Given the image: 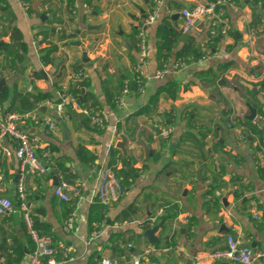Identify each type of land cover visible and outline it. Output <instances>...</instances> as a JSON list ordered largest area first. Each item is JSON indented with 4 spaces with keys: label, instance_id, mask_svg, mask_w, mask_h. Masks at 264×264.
<instances>
[{
    "label": "crops",
    "instance_id": "0c3cea01",
    "mask_svg": "<svg viewBox=\"0 0 264 264\" xmlns=\"http://www.w3.org/2000/svg\"><path fill=\"white\" fill-rule=\"evenodd\" d=\"M41 1V6L39 2L35 3L52 21V34L48 40L58 46L54 63L46 66L39 59L40 45L36 47L33 41L40 31L50 25L41 24L45 20L39 19L35 13L28 14L27 0H0L1 23L9 30L12 25L15 26L27 46L23 63L14 71L4 72V85L11 91H22L30 84L33 90L47 91L55 83L66 90L74 72L73 66L80 63L89 78V91L100 103V111L108 116L104 130H95L89 123L79 120L67 119L62 123L54 103L48 102L40 105L46 107L45 112H32V116L23 123L30 138L35 139V152L43 150L42 156L38 157L40 162L50 157L46 150L48 145H55L61 155L70 159L66 166L72 168L71 173L77 174L73 183L80 182L84 186L80 199L71 197L69 201H63L54 193L52 178L54 174L59 181L61 175L50 169L47 174H38L25 168L26 190L30 195L27 206L37 228L42 234L46 233L43 229L48 230L47 234L51 233L57 249L61 246L69 249L67 259L56 253L57 264H98L101 259L131 264L132 255L155 245L161 252L144 257L143 264H231L207 258L208 252L226 246L228 235H241L243 243L255 250L264 249V174L257 172L253 151L257 141L252 145L236 142L239 130L234 125L236 117L249 114V106L255 100L247 91L249 83L261 78L254 72H264V19L251 35V1L242 4L229 1L221 24H213L219 31L214 30L211 35L220 33V36L206 59L191 61L177 73L168 72L161 78L155 77L161 64L156 56V28L163 25L178 32V42L163 64L171 70L175 50L181 49L188 41L198 44L208 42V23L204 21L198 22L188 32L185 42L180 40L184 32L180 11L203 4L202 1L163 0L154 23L146 29L145 19L154 8V0H73L71 4H68L69 0ZM134 4L146 13L145 19L135 20L141 13ZM176 13L180 16L173 19L171 16ZM4 18L8 20L7 25L3 22ZM88 25L97 28L88 29ZM134 26L138 28L135 30ZM223 26L225 35L221 34ZM77 30L80 32L77 33ZM140 33L146 39L144 54L140 53L137 44ZM62 34L67 38L61 40ZM3 41L7 43L8 37ZM72 41H80L81 44L71 45ZM92 41H95L94 46L86 50ZM226 45L233 46L231 54L224 50ZM85 50L89 61L77 62ZM228 58L233 59L236 65L224 74L223 84L216 89L211 91L208 87L193 84L187 90H180L175 100L161 96L153 111L147 115L135 114L165 79L174 78L185 83L192 78L195 70ZM136 70L145 80L142 94L135 92L133 86ZM35 73L38 77L34 76ZM120 74L126 76L124 82H129L130 91L123 95L122 105L111 106L106 102L102 85L108 81L109 87L115 86ZM31 77H34L33 81ZM73 106L76 108V105ZM76 110L81 112L78 108ZM224 112L227 116L223 115ZM46 119L55 123L57 129L49 131ZM225 120H229L230 124H226ZM62 125L68 131L67 140H64ZM165 129L170 130L168 137L162 135ZM157 130L160 132L157 133ZM201 133L205 135L204 139ZM213 133H217V138L212 137ZM121 141L125 142L123 149L116 145ZM215 141L222 146L214 148ZM79 145L91 167H84L77 160ZM15 146L13 139L0 138V196L9 198L13 204L9 214L0 215V243L4 240L6 244V249L0 250V259L5 261L8 253L14 257L10 249L21 243L25 245V255L19 264H27L26 227L22 211L17 206L15 184L19 161L14 155ZM112 148L117 151V168L121 167L120 156L131 159L135 169L133 181L118 201L109 203L103 209L101 222L94 224L96 230L93 231H98V235L91 239L93 231H89L87 224L89 211L96 201L99 173L108 167ZM262 149L261 166L264 165V146ZM46 152L49 154L44 157ZM214 180L221 184L220 190L215 192L220 197L218 208L207 193ZM235 191L239 194L238 200L234 198ZM220 195L226 198L227 205H224ZM132 204L134 212L131 218L115 221L120 212ZM252 207L258 211V219L253 218ZM68 208L73 210V225L66 233L63 231V218ZM173 213L176 215L168 218L164 226H158L154 233L160 244H150L143 235L144 230L157 226L154 223L159 217ZM145 223L150 226L145 227ZM112 234L121 238L115 239ZM170 242L172 246H169ZM255 264H264V259Z\"/></svg>",
    "mask_w": 264,
    "mask_h": 264
},
{
    "label": "trees",
    "instance_id": "16d2710c",
    "mask_svg": "<svg viewBox=\"0 0 264 264\" xmlns=\"http://www.w3.org/2000/svg\"><path fill=\"white\" fill-rule=\"evenodd\" d=\"M203 4H207L208 2H215L216 0H200ZM233 1L236 4H242L245 3L248 0H228ZM262 0H252L250 5L251 9L253 10V19L249 24V28L251 31H253L255 28L258 27V25L261 23V21L264 19V15L261 12L260 7L258 6V3ZM41 6L42 1L41 0H27V7L26 11L28 14H34L37 15V17L40 19L41 15L47 16L45 11H40L39 7L37 6V3ZM73 0H69L68 4H71ZM89 2V1H88ZM178 7H182L183 5L176 4ZM220 8L216 11L218 12ZM3 22L8 24V20L6 18L3 19ZM48 23L50 26L48 28H45L44 30L40 31L37 35L41 36V39L39 41L40 48L38 50L39 52V59L42 65L46 66L48 64L54 63V54L56 53L58 46L56 43L50 42L48 40V36L52 34L50 31V28L52 26V21H49L47 18L43 23ZM216 32L219 31V28H215L214 25L211 23L208 25V29L206 31V34L208 35V42L203 44V46H200L198 43H195L194 41H188L186 42L181 49L175 50V58L174 62L176 60L184 61L185 64H189L191 61L198 62L203 57H205L207 50L210 51V54L215 48V44L218 41V36H220V33H216L215 35H211V31ZM136 33V32H135ZM8 37V42L5 43L3 41V38ZM222 36V35H221ZM178 32L171 31L164 27L163 25H160L156 28V56L157 59L160 61L159 70L163 68V64H165L168 60V57L170 56L174 44L178 42ZM67 37L62 34L60 35V39L64 40ZM0 41L4 42V46L0 48V78L4 77V72L7 70L14 71L16 70L20 64L23 63L25 56L27 54V46L23 42L22 34L21 32L15 27L11 26L10 30L5 27L4 24L0 21ZM211 42V43H210ZM137 44H138V37H137ZM224 50L231 54L233 51L232 45H226ZM174 64V63H173ZM236 65L235 61L233 59H226L220 62H217L213 64L212 66L206 67V68H200L193 72L192 78L182 83L174 78H167L164 80V82L159 86V88L150 96L148 102L138 109V111L135 113L136 115H147L149 112L153 111L155 108L158 100L161 96L165 97L166 99L175 100L178 97V94L180 90H187L190 88L193 84H199L202 87H208L212 90L216 89L218 85L223 84L224 81V74L234 68ZM73 74L82 71V64L78 63L73 66ZM263 71H255V76H261V78L256 82L249 83V87L247 89L248 93L255 98L254 102L252 103L251 107L255 110L256 114L259 115L261 113L262 105L264 104L263 98L264 96L261 95V92L264 91V72ZM36 77H38L37 73H35ZM126 80V76L123 74H120V78L118 83L115 86H108V81L103 82L102 88L104 91V94L106 96V102L114 106L115 101L114 97L118 93L119 90L123 87V82ZM90 83L89 78L85 77L82 80H73L71 78L70 83L66 90H63L61 87L57 86L55 83L52 86L51 90L47 91H40V90H32L27 91V89H23L22 91H17L16 89H13L11 91L6 85L0 86V115L1 111L4 112H14L19 115H24L26 113H38L41 114L38 108L40 105L46 102H52L54 104L60 103L63 98L68 97L71 98L75 104L76 108L73 106V103L71 100L67 101L63 105V113L59 114L60 118L59 121L64 123L65 120L69 119L72 121L79 120L81 123H89L92 128L95 130H98L91 124V116L97 112L100 111V103L97 101L96 97L89 91ZM256 89L255 93L253 90ZM218 96V95H217ZM263 96V97H262ZM258 102V104H256ZM81 110V112H77L76 109ZM83 110L86 111L85 115H83ZM224 116H227V113H223ZM168 120H170L168 118ZM235 126L238 127L239 131H242L246 141H248L249 144H253V142L257 141V144L254 146L253 151L256 155L255 162L257 164V172L260 175L264 174V165L261 166L259 164V158L258 155L262 153L264 146V125L261 126V128H257L256 125L253 123L252 120H249L246 116H240L235 119ZM248 136L252 137V141L247 140ZM202 139H204L205 135L201 133ZM212 137L215 139L217 138V133H213ZM221 143L218 141H215L214 148L221 147ZM50 153L49 158H43L41 163L45 166V173L47 174V171L54 170L59 175L62 176V179L67 181L70 184H73V180L77 178V174L75 172L71 173V167H67L66 163L70 162V159L68 156L61 155L59 153V149L53 145H48L47 149ZM43 150H36V156L41 157ZM116 150L111 149L110 150V157L108 162V167L113 171L117 179L120 181L121 187L123 191L127 188H129L131 182L133 181L132 174L135 172V169L132 167L131 159L122 158L120 156L119 162L121 164L120 168L116 167V163L118 161V157L116 155ZM77 160L79 163L84 167H91L90 162L86 156L85 151L82 149V146L79 145L76 153ZM37 172V171H36ZM39 174V172H37ZM216 184V185H214ZM221 187V184H217V181L214 180V183L211 184L210 189L207 191L208 195H210L211 202L215 205L216 208L220 206V197L219 195L215 194L216 190H218ZM220 190V189H219ZM30 195L27 194V197ZM234 198L236 200L239 199V194L235 191L234 192ZM69 201V200H68ZM20 204V199L17 195V206ZM107 206H103L99 203V201L96 199L95 203L91 205L89 216L87 220L88 229L89 231L96 230L94 229V224L97 222H101V215L103 214V209H105ZM134 212V205L128 206L126 209H124L120 214L115 218V221H125L129 218H131L132 214ZM73 215V210L71 208H68L65 210V215L63 220H66L68 217ZM176 215V213H173L171 215H166L163 217H159L158 220L155 221L154 225L157 226H164V222L168 218H173ZM33 221V227L34 229L40 233L41 231L37 228V224L34 222L33 217L31 216ZM114 221V222H115ZM64 222V221H63ZM25 225V224H24ZM145 227L150 226V224L145 223ZM46 231L45 234H47V229H43ZM49 234V233H48ZM26 237H27V249L29 252L32 251L34 248V245L32 244V240L27 232L26 229ZM112 237L115 239H120V235L118 234H112ZM171 242L169 243V246H172ZM5 241L2 240L0 243V250L4 251L3 249H6ZM25 245L18 243L11 247V251L14 254V257H11L10 253L7 254V258L4 261V264H19L22 260V258L25 255ZM158 246V245H155ZM7 251V250H6ZM46 261L43 260V264H45Z\"/></svg>",
    "mask_w": 264,
    "mask_h": 264
},
{
    "label": "built area",
    "instance_id": "2783aa9c",
    "mask_svg": "<svg viewBox=\"0 0 264 264\" xmlns=\"http://www.w3.org/2000/svg\"><path fill=\"white\" fill-rule=\"evenodd\" d=\"M252 1V0H250ZM163 0H154V8L152 12L145 19V25L151 26L157 15L159 7L162 5ZM230 4L228 0H216L215 2H208L207 4H195L190 8H184L180 12L183 16L182 31L189 32L198 22L204 21V23L209 24H221L225 7ZM258 6L261 9V12L264 15V0L258 3ZM220 10L216 12L218 9ZM213 34V31H211ZM221 34L225 35V27L223 26ZM251 35L254 34L253 31L250 32ZM41 36L34 37V45L37 47ZM203 46L202 44H199ZM138 49L141 54H144L146 51V39L143 33L138 35ZM210 55V51L207 50L205 57L201 60L206 59ZM222 55L226 57V53L223 52ZM184 61L176 60L173 64L172 69H167V66L164 65L163 69L158 70L155 73V77L161 78L166 73H177L185 67ZM173 70V71H172ZM87 77L86 73L79 71L71 75L73 80H82ZM31 80H34V77H31ZM133 86L135 92L142 94L145 90V80L136 72H134ZM31 84L27 86V91H32ZM130 84L128 81L123 83V87L114 97L116 105L123 104V95L129 93ZM261 95L264 96V91L261 92ZM262 96V97H263ZM71 100L73 105H76L75 102L68 97L63 98L60 103L54 104L56 111L61 114L63 113V105L67 101ZM48 103V102H46ZM1 110V107H0ZM86 113L85 110H83ZM32 116L31 113H26L24 115H19L14 112H4L1 111L0 115V138L9 137L13 139L16 143L14 155L19 161V172L16 180V192L20 199L19 208L22 211V217L27 229V232L34 243V248L28 254L27 264H43V260L46 261L45 264H57L55 260L56 253H60L64 256V259H67L69 255V249L61 246L60 249H57L53 236L50 234H40L33 227V221L31 218L29 207L27 206V190H26V177H25V168L35 170L39 173H45V166L40 162L36 156L33 143L35 139H31L27 131L23 128V123ZM49 131H54L57 129L55 123L51 120L46 119ZM253 123L257 128H261L264 124V105L261 108V113L256 115ZM91 124L98 130H104L108 124V116L102 112L97 111L91 116ZM170 134L169 129H165L162 132L164 137H168ZM237 140L240 143H245V138L243 137L242 131H239L237 135ZM48 152L44 153V157L48 156ZM258 158L261 159V154L258 155ZM1 179V176H0ZM96 190V199L103 206H107L109 203L118 201L123 195L124 191L121 187L120 181L117 179L113 171L106 167L99 173V179L97 182ZM84 186L83 183H73L70 184L62 177H60L59 184L54 188V193L63 201L70 200L71 197L81 198L82 190ZM70 195V197H69ZM13 210L12 201L5 197L0 196V215H7ZM253 218L258 219V211L255 210V207H252ZM73 225V217L70 216L63 222V231L68 233ZM98 235V231H93L91 233V239L95 238ZM161 250L155 246H148L144 248L140 253L132 255L131 264H143L142 259L149 256L152 253H160ZM207 258L211 260H224L231 264H255L258 261L264 259V249L255 250L250 247L248 244L242 242L241 235H228L226 238V246L222 249H217L207 253ZM0 264H4V260L0 259ZM98 264H119L117 260L112 259H101Z\"/></svg>",
    "mask_w": 264,
    "mask_h": 264
},
{
    "label": "water",
    "instance_id": "95a60500",
    "mask_svg": "<svg viewBox=\"0 0 264 264\" xmlns=\"http://www.w3.org/2000/svg\"><path fill=\"white\" fill-rule=\"evenodd\" d=\"M134 6L137 7V8H139L137 4H134ZM151 6L153 7V5H151ZM140 13H141V16L140 17H136L135 18L136 21H139L140 19H145L146 13L142 9H140ZM179 16H180V14L179 13H176V14H173L171 17L173 19H176ZM46 18L47 17L45 15H41L40 16V19L41 20H45ZM87 28L88 29H96L97 27L88 25ZM137 28L138 27H135V26L133 27V29H135V30ZM146 28H147V26H144V29H146ZM79 32L80 31L77 30V33H79ZM188 35H189L188 32H183L181 34V36H180V40L183 41V42H185L187 40V38H188ZM80 44H81L80 41H72L71 42V45L80 46ZM94 44H95V41H92L88 46H86V50H91L92 47L94 46ZM2 46H4V42L0 41V48ZM86 50L82 52V57H81V59L77 60V62L87 63L89 61V58L87 57ZM41 73H43V71H41ZM4 84H5L4 78H0V86H2ZM253 91L256 93V90L255 89ZM38 110L39 111H42V112H45L46 111V107L45 106H41V107L38 108ZM255 115H256L255 110L251 106H249V114L246 117L249 120H252V119L255 118ZM225 123L228 124V125L230 124L229 123V120H225ZM77 124L79 125V123H77ZM60 128H61V131H62V133L64 135V140H67L68 139V135H67V132L68 131H67V129L63 125ZM155 128H157V127H155ZM159 132L160 131L157 130V133H159ZM248 139L249 140H252L251 137H249ZM124 144H125V142L124 141H121V142L117 143L116 145H117V147H120L121 149H123ZM26 169H29V168L26 167ZM52 178H53V185H55V187H56L59 184L58 178L54 174H52ZM220 196H221V200L224 203V205H227L226 198L224 196L222 197V195H220ZM69 197H70V195H69ZM157 229H158V226H154L153 228L146 229L143 232L144 237H146L148 239V241H149L150 244H154V245L155 244H160V240L157 237L154 236V233H155V231ZM26 254H28V252H26Z\"/></svg>",
    "mask_w": 264,
    "mask_h": 264
},
{
    "label": "rangeland",
    "instance_id": "374dc122",
    "mask_svg": "<svg viewBox=\"0 0 264 264\" xmlns=\"http://www.w3.org/2000/svg\"><path fill=\"white\" fill-rule=\"evenodd\" d=\"M185 65H187V64H185ZM263 101H264V98H263ZM264 105V104H263ZM262 105V106H263ZM81 111V110H80ZM257 115V114H256ZM256 115H255V117H256ZM247 116V115H246ZM240 117V116H239ZM237 118V117H236ZM253 120H255V118L254 119H252V121ZM235 125V124H234ZM264 125V124H263ZM238 128V127H237ZM239 130V129H238ZM238 133H239V131H238ZM243 134V133H242ZM238 135V134H237ZM243 137H244V135H243ZM249 137H251V136H248V138ZM245 138V137H244ZM252 138V137H251ZM247 140H249V139H247ZM245 141H246V139H245ZM249 141H252V140H249ZM236 142H238L239 144H245V143H248V141H246L245 143H240L238 140H237V136H236Z\"/></svg>",
    "mask_w": 264,
    "mask_h": 264
}]
</instances>
